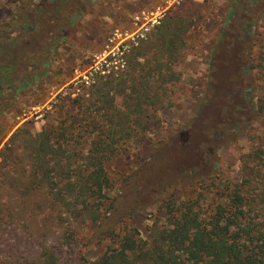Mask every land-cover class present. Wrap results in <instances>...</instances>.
I'll return each mask as SVG.
<instances>
[{
  "label": "trees",
  "instance_id": "1",
  "mask_svg": "<svg viewBox=\"0 0 264 264\" xmlns=\"http://www.w3.org/2000/svg\"><path fill=\"white\" fill-rule=\"evenodd\" d=\"M87 5L42 0L40 11L25 17L26 35L11 42L0 38L1 101L47 66L60 38ZM158 31L130 50V81L114 73L97 75L89 98L74 99L77 111L60 103L66 114L56 124L39 132L19 128L12 136L24 135L16 148L29 161L22 169L26 194L21 202L47 208L48 225L62 224L67 217L102 223L114 206L107 193L117 180L110 162L143 130L162 127L163 109L174 104L170 96L179 77L173 64L183 40L170 25ZM236 32L222 33L214 45L198 114L162 137L153 157L154 168L171 171L166 179L150 181L151 190L162 192L164 215L148 227L147 238L132 223L121 230L108 227L102 254L80 264H264V141L242 156L241 180L221 178L214 167L217 147L264 110V101H255L251 73L259 67L264 74V50L253 55L251 38L241 29ZM179 178L192 179L193 196H181L179 188L170 191ZM1 199L0 210L6 205ZM2 236L0 229V264H65L58 247H5Z\"/></svg>",
  "mask_w": 264,
  "mask_h": 264
},
{
  "label": "rangeland",
  "instance_id": "2",
  "mask_svg": "<svg viewBox=\"0 0 264 264\" xmlns=\"http://www.w3.org/2000/svg\"><path fill=\"white\" fill-rule=\"evenodd\" d=\"M41 1L0 0V38L11 42L26 35L22 30L25 17L39 12ZM81 1L88 4L86 9L66 29L47 66L40 68L14 95H7V102L0 100V198L6 203L0 210L1 242L5 247L19 245L31 250L42 244L58 247L65 264L98 258L108 241V227L121 230L132 223L148 237V227L157 216L164 215L159 208L162 192L151 190L150 183L160 177L166 179L171 172L154 168L153 157L160 149L162 137L167 138L198 114L214 45L222 33L231 36L241 29L251 38L248 44L253 55L264 50V0ZM166 25L179 31L183 44L173 64L179 77L170 96L174 104L163 109L162 127L143 130L110 162L117 180L107 193L114 206L102 223L67 217L62 224L48 225L51 222L45 223L47 208L32 201L21 202L26 194L22 169L28 167L29 161L16 148L23 144L24 135L12 136L19 128L39 132L46 124H56L66 114L60 103L72 112L77 111L74 99L89 98V86L97 75L114 73L130 81L134 75L130 50ZM251 59L258 64L255 57ZM251 73L255 78V101H264V74L259 67ZM260 116L235 129L217 147L214 167L219 177L241 180L242 156L264 141V110ZM148 162L150 167H146ZM179 181L170 191L179 188L181 196H193L194 186L189 184L192 179Z\"/></svg>",
  "mask_w": 264,
  "mask_h": 264
}]
</instances>
